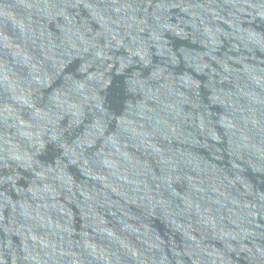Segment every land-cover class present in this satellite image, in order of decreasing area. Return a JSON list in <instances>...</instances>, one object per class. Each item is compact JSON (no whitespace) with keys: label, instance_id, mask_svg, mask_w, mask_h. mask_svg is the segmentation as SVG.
Segmentation results:
<instances>
[{"label":"water","instance_id":"95a60500","mask_svg":"<svg viewBox=\"0 0 264 264\" xmlns=\"http://www.w3.org/2000/svg\"><path fill=\"white\" fill-rule=\"evenodd\" d=\"M0 264H264V0H0Z\"/></svg>","mask_w":264,"mask_h":264}]
</instances>
